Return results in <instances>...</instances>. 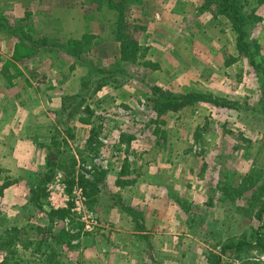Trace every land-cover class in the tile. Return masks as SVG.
I'll return each mask as SVG.
<instances>
[{
  "label": "rangeland",
  "instance_id": "rangeland-1",
  "mask_svg": "<svg viewBox=\"0 0 264 264\" xmlns=\"http://www.w3.org/2000/svg\"><path fill=\"white\" fill-rule=\"evenodd\" d=\"M120 1L0 0V264L108 260L110 252L96 243L103 232L97 204L110 203V184L120 173L140 179L144 164L166 167L161 179L174 187L168 197L180 215L172 225L181 230L169 237L178 239L184 264H214L215 258L264 264V248L223 252L230 242L254 244L259 229L264 244V0H244L247 14L255 10L259 18L247 27L255 64L240 49L230 20L207 0ZM122 8L145 59L158 57L162 67H141L138 78L122 76L129 82L112 87L117 92L88 99L68 120L61 112L67 89L81 91L97 80L95 69L126 66L116 39ZM8 27L27 36L12 35ZM39 38L72 41L71 47L82 41L85 60L55 50L29 59L26 47ZM159 90L235 105L158 110ZM58 183L64 187L50 190ZM76 187L86 197L81 213L72 211ZM51 194L70 201L55 210ZM119 206L140 222L139 210Z\"/></svg>",
  "mask_w": 264,
  "mask_h": 264
},
{
  "label": "crops",
  "instance_id": "crops-1",
  "mask_svg": "<svg viewBox=\"0 0 264 264\" xmlns=\"http://www.w3.org/2000/svg\"><path fill=\"white\" fill-rule=\"evenodd\" d=\"M143 40L141 41L144 42ZM143 44L141 45H147ZM146 60L155 63L158 66L157 70L162 67L158 57L153 60L150 55ZM41 73L44 80L45 78H48V80L51 78L47 71ZM62 86L65 87L64 85ZM117 91L111 86H106L95 98L103 99L106 95H113V92ZM66 92H68V89L65 91L64 96H74L80 92V88H76L70 93ZM41 123L39 119L34 124L39 126ZM2 132L3 127L0 124V140H2L1 138L4 139ZM21 143L19 141L18 146L14 147L16 149L14 151L16 157H18ZM6 155L2 154V157ZM165 168L160 166L152 168L144 164V167H142L143 175L139 177L140 179L136 180V177L132 176L133 180L131 178L127 180L123 178L124 173H120L113 184H110V188L115 193L114 196H111L110 203L100 201V204H97L103 232L96 239V243L107 248L110 255L105 262V256L101 258L102 260L96 256L92 259H87L85 264L90 262L95 264H184L181 255H177L180 253L176 242L178 239L172 236L169 237L171 234L181 233L180 228L174 226L176 222L173 223V221H176L175 219L179 218L180 212L177 204L173 202L172 198L168 197V189L171 190L174 187L162 181L166 175ZM173 171L175 170L172 169ZM155 177L158 182H154ZM119 199L128 207L141 212L142 217L139 223H136L138 220H135L129 212L127 213L120 209L119 204L121 202L118 203ZM116 200L118 202H115ZM166 235L168 236L166 237ZM109 237L110 241H108ZM95 254L97 255L96 252ZM100 260L101 263L99 262Z\"/></svg>",
  "mask_w": 264,
  "mask_h": 264
},
{
  "label": "trees",
  "instance_id": "trees-1",
  "mask_svg": "<svg viewBox=\"0 0 264 264\" xmlns=\"http://www.w3.org/2000/svg\"><path fill=\"white\" fill-rule=\"evenodd\" d=\"M115 1L116 0H110V3L115 4ZM207 2H209V4H215L218 8V13L223 14L230 20L234 27V30L238 32L240 49H242V51L250 57L249 59H251L252 63L255 64V62L252 60V54L250 53V49L252 47L250 45L251 43H247L246 40L249 34L247 27L250 26L252 28V26H255L259 21V18L254 15L255 10H252L249 12V14H247V3L244 0H207ZM119 12H122V14L120 13L116 22L118 30L116 39L120 43V59L125 63L126 66L125 68H119L112 72L95 69L96 71H92L91 74L99 73L100 76L97 80H88L83 84V90H81L82 92L80 91L74 96H65L62 99L61 112L62 114L67 115L68 120H71L73 117L79 114L83 107H85L88 99L95 97L100 91H102L104 87L111 86L116 89L123 87L126 83L129 82V80H127L128 78L139 77L140 67L150 68L152 70L158 69V66L155 63L145 59L146 51L142 50L137 40L132 36V32L129 31V24L126 20V16L124 15V9L122 8V10H119ZM8 29L10 33H12V35H17L18 33L21 34V32H18L15 27H8ZM21 35L26 34L22 33ZM23 42L29 43L28 40H25ZM23 42H20L21 45H23ZM72 43L73 42L71 41L68 44H64L59 42L58 40H49L47 38H39L37 40L32 39L29 43L30 48L26 47V56L31 59L33 57H37L42 50H55L58 51V53L61 55L63 53H66V55H68V58L79 63L83 61L82 59H84L82 55V53L85 51L84 44L82 41H74L75 47H71ZM90 64L92 66L93 63L90 62ZM256 68L262 71L261 65L259 67L256 66ZM122 76H128V78L125 79ZM93 84L94 86L91 87ZM159 91V94H161L159 100H157L158 104H156V108L158 110H178L196 105L195 103L200 102L221 107V109H228L232 105H235L225 99L215 98L211 95L201 94L197 92L187 95H180L173 94L167 91L166 93L163 90ZM86 110L89 111V109ZM251 245L253 247L255 246L258 248H264L261 229L256 232V239L254 241V244H251L250 242H230L223 246V252L225 253L231 251L239 254L243 251L244 247ZM219 261L220 260L215 258L214 264H220ZM3 264H6V262H4Z\"/></svg>",
  "mask_w": 264,
  "mask_h": 264
},
{
  "label": "built area",
  "instance_id": "built-area-1",
  "mask_svg": "<svg viewBox=\"0 0 264 264\" xmlns=\"http://www.w3.org/2000/svg\"><path fill=\"white\" fill-rule=\"evenodd\" d=\"M64 186H62V184L58 183L55 187H53L52 189L50 190H53V189H56V190H59V189H62ZM65 194V193H64ZM72 203L74 204L73 205V212H78V213H81L82 211V208L84 206V204L86 203V197L83 193V191L79 188H74L72 190ZM50 201L52 202V207L57 210L58 208L56 206H67V204L69 203L70 201V198L69 196L64 198V202L61 203V198L60 196H55V194H51V198H50ZM90 228V227H88Z\"/></svg>",
  "mask_w": 264,
  "mask_h": 264
}]
</instances>
